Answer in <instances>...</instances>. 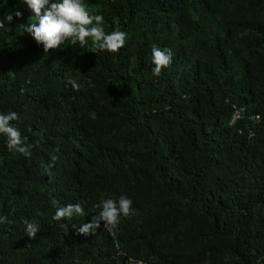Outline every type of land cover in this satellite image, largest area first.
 <instances>
[{"label": "trees", "instance_id": "16d2710c", "mask_svg": "<svg viewBox=\"0 0 264 264\" xmlns=\"http://www.w3.org/2000/svg\"><path fill=\"white\" fill-rule=\"evenodd\" d=\"M82 2L126 33L118 52L46 53L26 0H0V114L35 145L0 134V264H264V0ZM153 45L172 51L159 76ZM121 195L133 211L113 234L78 233ZM52 198L85 215L54 221Z\"/></svg>", "mask_w": 264, "mask_h": 264}, {"label": "clouds", "instance_id": "9594fccd", "mask_svg": "<svg viewBox=\"0 0 264 264\" xmlns=\"http://www.w3.org/2000/svg\"><path fill=\"white\" fill-rule=\"evenodd\" d=\"M28 6L34 11L37 22L22 24L23 33L32 36L37 44L44 46L47 53L49 49L61 47L66 41L71 40L73 44L77 41L81 48L91 39L92 52L98 55L106 51L107 53L118 52L125 44L126 33L122 31H113L106 34L101 23L103 16L100 14H90L85 8L82 0H61V2H51L50 0H26ZM20 11L8 12L5 19L8 23L13 21L14 17H21ZM95 22V24H94ZM172 57L171 49H160L155 45L152 46V63L154 65L152 74L159 76L162 69L169 65ZM67 82L71 84L74 90H79L81 85L73 77H67ZM19 119L18 113L9 110L6 114H0V134L7 136L8 150L18 152L25 157L31 155V149L35 145L24 144L21 139V132L15 126L13 121ZM59 151V148H57ZM57 156L52 155L50 161L45 165L46 170L51 175V169L55 167ZM51 204L56 208L52 219L61 221L62 219H72L74 216H84L85 211L80 203L68 204L60 206L55 198H52ZM101 211L99 215L91 220L90 223H84L78 228L79 234L95 235L101 227V221L104 222V229L108 230L119 223L121 215L128 217L132 214V201L125 195H121L117 200L111 198L102 200L96 205ZM7 221V217H0V223ZM26 236L35 239L39 229V225L25 220Z\"/></svg>", "mask_w": 264, "mask_h": 264}, {"label": "built area", "instance_id": "2783aa9c", "mask_svg": "<svg viewBox=\"0 0 264 264\" xmlns=\"http://www.w3.org/2000/svg\"><path fill=\"white\" fill-rule=\"evenodd\" d=\"M241 115V112L239 110H236L235 113H234V116H233V121L237 118H239ZM108 231L113 234V230H112V227L110 229H108ZM129 262H134L136 264H142V261L140 260H136L135 258H129Z\"/></svg>", "mask_w": 264, "mask_h": 264}]
</instances>
